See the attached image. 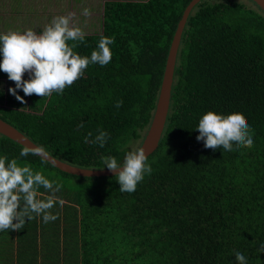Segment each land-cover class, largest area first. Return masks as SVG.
<instances>
[{"label": "trees", "instance_id": "1", "mask_svg": "<svg viewBox=\"0 0 264 264\" xmlns=\"http://www.w3.org/2000/svg\"><path fill=\"white\" fill-rule=\"evenodd\" d=\"M189 1L104 0L100 31L85 33L74 51L90 57L101 36L111 37V62L90 64L62 94L31 95L29 109L0 104V118L71 165L106 168L104 156L122 163L149 125ZM208 111L244 114L253 146L206 149L195 128ZM99 130L108 133L104 147L92 143ZM22 148L0 134V157L61 184L55 195L64 205L51 209L55 221L35 216L19 231H1L0 240L15 237L18 245L0 264H237L235 252L264 264L257 251L264 244V12L252 0H200L191 8L164 129L147 156L152 172L134 192H121L114 174L68 173L38 155L20 156ZM38 191V198L51 194Z\"/></svg>", "mask_w": 264, "mask_h": 264}, {"label": "clouds", "instance_id": "2", "mask_svg": "<svg viewBox=\"0 0 264 264\" xmlns=\"http://www.w3.org/2000/svg\"><path fill=\"white\" fill-rule=\"evenodd\" d=\"M84 16H90L91 10L84 8ZM74 13L58 15L46 24L42 31L37 32L29 28L25 31H8L0 33V71L7 74L15 87H9L8 92L17 101L26 103L24 96L33 94L43 98L54 92L62 94L66 87L84 75L90 64L106 66L111 62L112 52L110 45L114 38L101 36L96 49L89 56H81L74 49L85 41V32L81 27L75 26L72 21ZM72 43L69 44L68 42ZM25 73L28 79H24ZM22 90L24 96L18 94ZM2 91V89H0ZM116 102V107L122 105ZM83 127V124L80 125ZM199 134L198 141H203L206 149L213 151L224 149L234 151L236 148H251L253 130L247 118L240 112L218 114L208 111L201 116L195 128ZM92 133L85 137L89 142ZM108 133L99 130L92 139V143L104 147ZM43 148L26 145L21 149L20 156L40 155ZM43 159V157H42ZM147 154L143 147L128 151L122 163L114 156L102 157L103 167L114 173L121 192H134L145 174H151V166L147 163ZM43 187L51 194L44 198L38 189ZM62 185L46 178L42 172L34 171L30 166H19L17 159L0 157V231H19L24 228L27 220L35 216H42L45 224L58 219L51 209L58 202L61 206L64 201L55 193L60 191ZM15 221V222H14ZM264 253V244L257 249ZM237 264H247L246 257L235 252Z\"/></svg>", "mask_w": 264, "mask_h": 264}, {"label": "water", "instance_id": "3", "mask_svg": "<svg viewBox=\"0 0 264 264\" xmlns=\"http://www.w3.org/2000/svg\"><path fill=\"white\" fill-rule=\"evenodd\" d=\"M200 0H190L185 8L183 9L182 15L177 23L176 29L172 36L168 53L166 56V61L164 65V70L162 73V78L159 86L158 96L155 102L153 113L149 122V125L142 137V140L138 147H143L145 152L150 155L158 146L162 131L164 129L168 107L170 99L171 84L173 78V71L175 65V58L177 53V48L180 41L181 32L185 24L186 18L191 10V8ZM254 1L260 9L264 12V0H252ZM0 134L7 136L8 138L14 140L18 144L25 147L38 146L33 141H31L27 136L17 130L14 126L0 118ZM47 160L50 164L57 167L58 169L80 175V176H108L114 173L109 171L107 168H83L71 165L64 161H61L52 155L48 154L45 150L43 153L38 155Z\"/></svg>", "mask_w": 264, "mask_h": 264}, {"label": "rangeland", "instance_id": "4", "mask_svg": "<svg viewBox=\"0 0 264 264\" xmlns=\"http://www.w3.org/2000/svg\"><path fill=\"white\" fill-rule=\"evenodd\" d=\"M8 1L10 4V7H8L6 1L4 2V0H0V7L4 8L0 13L5 14L4 12L6 10L10 12H13L15 10L14 12L16 13V15H18L17 9L20 8L19 5L17 7L15 6L16 4L15 0H12V1L8 0ZM103 1L104 0H30L32 4L35 3V5L39 6L37 9L31 10V11L28 10L30 11V13L31 12L34 13V14L32 13L33 15L30 14V16L33 17L34 15H36L37 17H35L33 21H30V20L27 21L26 19H22V21H24V24H26L27 28H31L34 31H37V29H35V26L36 24H38V26L40 27L39 28L40 31H42V28L46 24H48L53 17L57 15H67L69 12H71L75 14L73 17V21H72V23L75 26L81 27L85 33H96L100 31V28H101L100 18L102 14ZM27 4H28L27 1H24L23 5H27ZM12 5L15 6L13 7L14 10L11 7ZM35 5H32V6H35ZM84 8H89L91 10L90 16L86 17L82 14ZM19 23H21V20L20 22L14 21V26H19ZM1 27L0 29L3 30V28ZM28 78H29L28 74L25 73L24 79H28ZM1 80L3 81L2 85L4 86H8V87L15 86L14 82H13V85H14L13 86L11 81H8L6 83L4 82V79H1ZM4 91L6 95L13 96L8 92V88L5 89ZM18 94L21 96L22 95L24 96V93L22 90L18 91ZM24 98H27V96L26 97L24 96Z\"/></svg>", "mask_w": 264, "mask_h": 264}, {"label": "crops", "instance_id": "5", "mask_svg": "<svg viewBox=\"0 0 264 264\" xmlns=\"http://www.w3.org/2000/svg\"><path fill=\"white\" fill-rule=\"evenodd\" d=\"M6 1L8 7H10L9 1L8 0H4V2ZM12 1V0H10ZM24 1H27V5H23ZM15 6L17 7L19 5V9H17L18 15H16V13L14 12L15 10L13 9V7L15 6H11L12 9L14 10L13 12L10 11H5L3 13H0V24H1V28H3V30L0 29V33H6L8 31H25L29 28L26 27V24H24V21H22V19H26L27 21H33L35 17H37L36 15H34L33 17L30 16V14H32L33 12L30 13L31 10L37 9L39 6L32 4L30 2V0H15ZM35 5V6H32ZM3 7H0V12L3 10ZM30 10V11H28ZM34 14V13H33ZM32 14V15H33ZM27 15V16H26ZM26 16V17H25ZM58 16V15H57ZM21 23H19V26H14V21H18ZM50 20V19H49ZM26 23V22H25ZM44 26V25H43ZM40 27L38 26V24H36L35 29H37V32L40 31L39 29ZM43 29V28H42ZM39 30V31H38ZM1 79H4V82H8L10 81L8 79V77H4V78H0V85L3 84V81ZM12 85L13 82L11 81ZM5 84V83H4ZM0 86L2 89V91H0V104L4 105V106H12V107H17V108H23V109H29V105L31 103H33V98H31V96H27V98H24L26 103H21L19 101L16 100V98L14 96H10V95H6L5 94V89L9 88L8 86ZM14 86V85H13ZM12 87V86H11ZM15 87V86H14ZM4 88V89H3ZM20 91V90H17ZM23 96V95H22ZM26 97V96H25ZM39 97V96H38ZM44 99H46L47 97H43ZM1 232V231H0ZM17 242L15 237L13 238V240L11 242L5 241V240H0V263H8L10 260L8 258H6L5 253L8 250H12L14 253L16 252L17 249ZM41 258L39 257V259H37V261H41Z\"/></svg>", "mask_w": 264, "mask_h": 264}]
</instances>
